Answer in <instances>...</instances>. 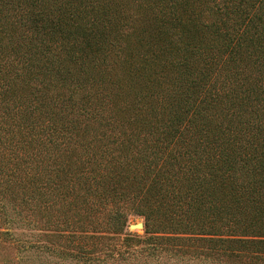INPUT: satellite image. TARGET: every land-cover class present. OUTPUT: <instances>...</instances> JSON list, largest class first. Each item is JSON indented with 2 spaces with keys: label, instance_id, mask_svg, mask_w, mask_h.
Wrapping results in <instances>:
<instances>
[{
  "label": "trees",
  "instance_id": "16d2710c",
  "mask_svg": "<svg viewBox=\"0 0 264 264\" xmlns=\"http://www.w3.org/2000/svg\"><path fill=\"white\" fill-rule=\"evenodd\" d=\"M6 245L264 264V0H0Z\"/></svg>",
  "mask_w": 264,
  "mask_h": 264
},
{
  "label": "rangeland",
  "instance_id": "374dc122",
  "mask_svg": "<svg viewBox=\"0 0 264 264\" xmlns=\"http://www.w3.org/2000/svg\"><path fill=\"white\" fill-rule=\"evenodd\" d=\"M143 218L136 214H130L128 216L126 225L124 227L125 232L134 233L137 235H144V224ZM141 224V226L134 225ZM18 227L14 226L11 228L13 232L14 244L22 243L25 239L28 241H34V239H39L40 230L38 227L34 226L31 223L26 221L18 222ZM104 235H109L107 231L101 232ZM160 234V233H159ZM18 241V242H16ZM7 256V259L13 261L14 264H23L26 263L29 257H33L34 264H82L81 261L72 260L71 257H59L54 252H46L35 249L24 250L21 248H16L13 246L8 247L7 245L4 248H0V264H3L2 259L4 256ZM3 257V258H2ZM6 259V258H5ZM92 264H213L210 261H203L201 259H194L189 257H177L174 254L167 252H158L154 255L147 256L138 255L136 257H131L127 260H116V259H106L100 262H93Z\"/></svg>",
  "mask_w": 264,
  "mask_h": 264
},
{
  "label": "water",
  "instance_id": "95a60500",
  "mask_svg": "<svg viewBox=\"0 0 264 264\" xmlns=\"http://www.w3.org/2000/svg\"><path fill=\"white\" fill-rule=\"evenodd\" d=\"M136 226H141V224L134 225V227H136Z\"/></svg>",
  "mask_w": 264,
  "mask_h": 264
}]
</instances>
